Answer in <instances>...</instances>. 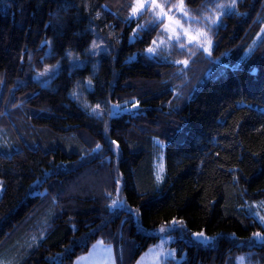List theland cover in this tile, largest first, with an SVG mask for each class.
Returning <instances> with one entry per match:
<instances>
[{
	"label": "trees",
	"instance_id": "trees-1",
	"mask_svg": "<svg viewBox=\"0 0 264 264\" xmlns=\"http://www.w3.org/2000/svg\"><path fill=\"white\" fill-rule=\"evenodd\" d=\"M136 2L0 0V258L74 264L101 240L136 264L182 220L215 241L179 240L178 264H264V0H183L210 55L147 54L164 21Z\"/></svg>",
	"mask_w": 264,
	"mask_h": 264
},
{
	"label": "rangeland",
	"instance_id": "rangeland-1",
	"mask_svg": "<svg viewBox=\"0 0 264 264\" xmlns=\"http://www.w3.org/2000/svg\"><path fill=\"white\" fill-rule=\"evenodd\" d=\"M140 2L144 5V7H138V2H136L135 8L136 12L134 15H138L143 12L149 4L152 3V0H140ZM156 5H160L163 7V12L167 13L168 16L172 17L171 20H168L166 17L161 19L156 15V13L160 12V8L156 7ZM156 5H153L150 10L153 15L156 16L161 21H164V35L157 38L155 41L157 42L155 45L152 44L149 48H153V52H149L147 49V54L155 55L163 49L169 47L172 43H181L185 42L187 45H197L200 49L205 51L206 54L210 55L214 44L210 34V31L201 27H196L193 25L189 14L187 16L184 15L186 8L181 4L173 7L171 9H167L165 0H156ZM162 15V14H161ZM183 17V18H182ZM179 21V25L175 22ZM175 29L173 33L171 29ZM186 31V35L184 32ZM179 35V42L177 41L176 36ZM171 36V39L169 37ZM163 40L164 43L161 44L160 41ZM159 45V46H157ZM90 114L101 116L103 114L102 109L99 106H91L88 103L85 104ZM119 106L115 107V110L112 112L113 115H117L119 112H122L124 109H119ZM164 158V156H163ZM164 165L163 162H159L158 164V172L159 174L163 172ZM4 191V187L0 182V197ZM251 214L256 216L258 220L264 224V201L261 203H256L254 209H251ZM185 223L182 220H174L170 224L159 227L158 229L150 230L149 232L159 235L160 238L158 242L153 245L150 249H148L137 261L136 264H178L182 260L185 259V255L179 256V248L176 242L183 239H192L194 241L200 242L202 244H211L215 241L214 236L207 235L204 231H194L189 233L185 230ZM254 238L258 242H264V234L261 232H257L254 235ZM108 249L111 253L106 255H101L97 250L91 252L86 258L75 262V264H115L113 257V248L110 245ZM247 262V257L245 255H241L237 258V264H245ZM0 264H16L14 261L8 258L1 257Z\"/></svg>",
	"mask_w": 264,
	"mask_h": 264
},
{
	"label": "snow or ice",
	"instance_id": "snow-or-ice-1",
	"mask_svg": "<svg viewBox=\"0 0 264 264\" xmlns=\"http://www.w3.org/2000/svg\"><path fill=\"white\" fill-rule=\"evenodd\" d=\"M137 2H138V7H140V8L144 7V5L140 2V0H137ZM153 5H156V0H152V3L149 4L148 7L151 8ZM182 5H183V0H181V8H182ZM233 6H234V4H233ZM156 7H159L160 8V12L156 13V15L158 17H160L161 19H163L164 17H166L168 20H171L172 19V17L168 16L167 13L163 12V7L162 6L156 5ZM135 12H136V8H133V13L135 14ZM184 15L187 16V12L186 11H185ZM161 19H158L157 20V22H156L157 23V26H159V24L161 23ZM212 22L215 23V20H213ZM175 23L177 25H179V21H176ZM141 27H143V26H141ZM171 31L174 33L175 32V29L173 28V29H171ZM184 34L185 35L187 34L186 31L184 32ZM176 38H177V41L179 42V35H177ZM169 39H171V36L169 37ZM152 43L155 45L157 42L156 41H152ZM160 43L163 44L164 41L161 40ZM157 46H159V45H157ZM180 46L183 47V43L182 42L180 43ZM148 51L149 52H153V48H149ZM184 63L186 64L187 61H184Z\"/></svg>",
	"mask_w": 264,
	"mask_h": 264
},
{
	"label": "crops",
	"instance_id": "crops-1",
	"mask_svg": "<svg viewBox=\"0 0 264 264\" xmlns=\"http://www.w3.org/2000/svg\"><path fill=\"white\" fill-rule=\"evenodd\" d=\"M108 247H110V245H107L103 241L100 240L91 248L89 253L79 257L75 262H78V261L82 260L83 258H86L89 254H91V252H94V250L95 251L97 250L102 256L106 255L108 253L110 254L111 251L108 249ZM113 257H114L115 264H117L114 248H113ZM245 264H249V263L246 262Z\"/></svg>",
	"mask_w": 264,
	"mask_h": 264
}]
</instances>
